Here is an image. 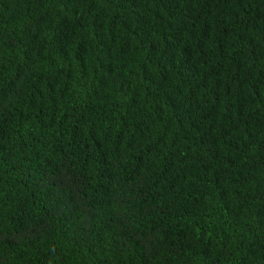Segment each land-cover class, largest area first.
I'll return each mask as SVG.
<instances>
[{
    "label": "trees",
    "instance_id": "1",
    "mask_svg": "<svg viewBox=\"0 0 264 264\" xmlns=\"http://www.w3.org/2000/svg\"><path fill=\"white\" fill-rule=\"evenodd\" d=\"M0 264H264V0H0Z\"/></svg>",
    "mask_w": 264,
    "mask_h": 264
}]
</instances>
